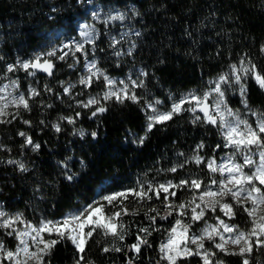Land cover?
Returning a JSON list of instances; mask_svg holds the SVG:
<instances>
[{
    "label": "trees",
    "instance_id": "1",
    "mask_svg": "<svg viewBox=\"0 0 264 264\" xmlns=\"http://www.w3.org/2000/svg\"><path fill=\"white\" fill-rule=\"evenodd\" d=\"M84 1L87 0H0L1 67L6 63L15 65L35 50L45 48L49 35L57 32L73 35L78 21L87 20V12L81 7ZM90 1L125 15L123 21L111 26L131 33L115 46L123 49L125 45L130 46L131 55L127 51L117 57L113 53L115 47L106 41V65L102 68L111 78L143 80L144 87L135 89L141 100L140 103L130 100L117 103L114 98L101 101L107 111L96 116L92 112L99 105L88 108L74 105L70 94L80 93L84 100L86 95H100L104 90L102 79H93L91 87L77 82L83 63L81 54L69 55L60 64L55 63L50 79L36 74L41 81L36 87L40 95L29 101L31 110L21 107L16 119L8 116L5 119L11 120L10 123H0V159L19 160L27 169L21 171L16 165L0 161V202L12 216L22 213L34 225L42 219L59 220L103 195L138 188V183L147 186L148 182L175 184L181 179H200L208 185L211 178L218 180L217 174L205 169L209 158L218 160L225 150L218 127L204 123L202 116L201 121L193 123V114L183 112L145 132L148 123L145 102L159 100L162 102L159 108L168 111L172 98L178 100L188 93L202 95L221 74L230 71L231 64L238 65L242 57L250 59L264 74V52H261L264 0ZM99 50L97 46L89 52ZM141 70L148 73L147 77L138 75ZM47 83L51 91L45 90L43 85ZM64 84L74 85L68 95L63 93ZM19 87L24 91L26 83ZM246 88L248 108L264 111V89L252 78L247 80ZM226 101L231 108L241 107L236 97L226 95ZM64 117H71L75 122L70 124ZM25 120L30 124H25ZM54 122L60 125L61 131L53 128ZM80 126L90 132L83 140L72 135L73 129ZM20 132L30 136L33 144H39V149L26 147ZM142 136L144 140L140 143ZM201 143L204 148L199 150V155L205 162L197 165L192 157ZM174 166L176 172L168 171ZM68 176L73 178L69 180ZM175 191L177 195L169 198L175 204L192 196L188 188ZM227 202H232L231 197ZM124 205L130 213L138 212V215L121 217L128 232L124 241H113L98 231L88 241L85 259L92 264H128L130 259L132 264H166L160 260V246L175 220L181 217L173 211L167 219L158 216L155 224L146 218L150 208L159 209L160 216L165 215L163 194L159 200L153 197L142 203L129 196ZM113 210L119 208L113 209L111 205L105 208V212ZM149 215L156 213L149 212ZM216 216L238 225L240 230L251 226L241 208H236L233 220L217 209L216 213L207 212L203 220L192 225L190 232L196 233L204 221L215 224ZM182 219L185 224L190 223V213ZM141 227L152 231L147 236L151 247L142 245L137 254L128 246L136 242ZM0 241L9 250L16 247L5 229H0ZM113 243L124 250L102 252L103 247ZM205 246L211 247L210 242L205 241ZM213 250L217 251L213 259L223 260L224 264H242L243 257ZM77 258L74 246L65 240L45 260L48 264H75ZM249 260L250 264H264V248L254 249ZM179 264L202 263L200 257L191 256Z\"/></svg>",
    "mask_w": 264,
    "mask_h": 264
},
{
    "label": "snow or ice",
    "instance_id": "2",
    "mask_svg": "<svg viewBox=\"0 0 264 264\" xmlns=\"http://www.w3.org/2000/svg\"><path fill=\"white\" fill-rule=\"evenodd\" d=\"M93 18L99 19V14L94 12ZM124 19L125 15L123 13H117L116 15H110L104 23L116 20L123 21ZM136 34L139 35V33ZM96 35L98 33H96L94 26L82 25L80 36L83 38V42L76 40L66 42L59 49L53 48L45 53L37 54L32 60L17 61L16 65H8L6 70L7 72H14L19 67L30 76H34L37 70L51 76L55 65L49 59L50 57L64 60L69 55V52L64 51V49H69L73 57L77 52L86 56L85 43L94 45ZM116 43H119V41L113 39V46ZM57 51L61 52L62 55L57 57ZM261 52H264V46L261 47ZM115 54L120 56L122 53L116 52ZM128 54L131 55V49H129ZM86 67L88 75L81 77L79 83L91 87L93 77L97 80L102 77L107 88L102 98L92 97L86 103L81 102V106L84 108L99 105L92 112V116L107 111V108L101 104V99L107 101L114 98L117 103H124L125 100L140 103L141 98L136 95L135 89L144 87L143 80H133L129 77L128 83L119 81L122 87L117 88V82L105 75L97 67L95 61L87 63ZM229 68L228 73L221 74L218 77L210 92H205L202 96L193 93L178 100L172 98L171 107L168 111L160 112L158 110L156 105L162 103L159 100L145 102L146 112L150 110L152 113L147 115V131H151L156 124L170 121L175 115L183 112H191L194 117L193 123H196L202 119L201 116L196 115L197 111L203 113L204 123L211 124L221 130V135L225 141L223 147L231 148L233 151L222 163L217 164L215 158H209L206 162L210 173H219L221 177L219 180L211 178L208 185H204V182L200 179H181L179 183L175 184L172 181L161 184L148 182L147 186L138 183V188H129L103 195L99 200L93 201V203L88 204L78 212L66 215L59 220L42 219L37 225L26 221L22 213L12 216L0 211V229H5L8 236H14L18 241L15 250H9L0 241V264H5V262H10V264H48L45 257L50 256L55 246L65 240L72 243L78 254L75 264H82V262L83 264H92L91 261L85 259V252L88 241L93 235L99 231L105 237H112L113 241L122 242L128 232L127 226L121 217L123 215H138L136 211L130 213L127 206L124 205V201L129 196L141 203L146 200L150 201L153 197L159 200L161 194H163L165 215L160 216L159 209L150 208L149 212H154L156 215H149V212H146V218L152 224H155L158 216L160 219H167L168 216L173 214V211H176L178 217H181L175 220L174 225L169 230L167 242L162 243L160 246L161 261H166V264H179L181 260L188 257L199 256L202 264H224L223 260L213 259L217 255V251L213 250L215 249L225 255L243 257L242 264H250L249 257L253 250L264 248V212L260 211L261 206H264V111L248 109L249 114L256 118L254 125L247 118H241L238 112L228 107L224 86L227 85L228 88H231L234 84L238 85L242 98L241 102L245 108H248L246 82L249 78H252L260 88L264 89V74L258 70L256 64L246 57H242L238 65L231 64ZM30 69L32 71H29ZM140 75L147 77L148 73L141 70ZM10 86L15 91H9V85L0 88V123H10L11 120L5 119L8 116H11V119H16L19 116L21 107L25 111H30L29 101L40 95V92L33 87L28 89L27 94L22 92L15 94L19 89L18 80H11ZM72 87L74 85L65 87L64 93L70 94ZM45 90L51 91L47 85ZM213 93L215 94V100L212 104H209V97ZM9 107L14 108L16 111L14 113L8 112ZM77 116H79V113H77ZM63 119H66L70 124L75 122L71 117H64ZM24 123L30 124V121L25 120ZM53 128L57 132L61 131L59 124H54ZM19 135L26 138V144L33 145L32 138L27 136L26 133L20 132ZM80 135L83 136L84 133L81 132ZM92 136L95 137L96 133L93 132ZM143 140L142 137L139 142L143 143ZM33 147L39 149L40 145L34 144ZM220 147L221 145L218 144L217 148ZM203 148V143L197 145V154L192 157L197 165L205 162L204 157L199 155V150ZM237 156L241 159L238 160ZM8 163L18 164L21 171H27L23 163L15 160H9ZM180 167H183V165H180ZM168 171L176 172L177 167L174 166ZM72 178V176L67 177L69 180ZM202 185H204V188L201 191ZM183 188L192 191V196L187 201L175 204L169 198L177 195L175 190ZM197 192H199V195H197ZM206 197L214 199L209 202L206 201ZM228 197H231V203L227 202ZM107 205H111L113 209L118 207L119 210L105 212ZM236 208H241L247 213L251 225L247 230H240L238 225L226 223L220 216H216V223L208 224L205 221V226L199 234L190 232L192 225L203 220L207 212L216 213L219 209L228 220H233L236 217ZM189 213L190 223L185 224L182 218L188 217ZM17 222L24 225L23 230L15 227ZM139 233L145 235L141 236ZM151 234L152 231L149 228H139L136 242L128 246L129 250L138 254L142 245L151 247L147 240V236ZM205 240L210 242L211 247L205 246ZM229 244L238 248V251L229 250L227 247ZM123 250V247L117 246L115 243L102 248L104 253L121 252ZM128 264H132L131 259Z\"/></svg>",
    "mask_w": 264,
    "mask_h": 264
},
{
    "label": "rangeland",
    "instance_id": "3",
    "mask_svg": "<svg viewBox=\"0 0 264 264\" xmlns=\"http://www.w3.org/2000/svg\"><path fill=\"white\" fill-rule=\"evenodd\" d=\"M81 4H82V6H81L82 9H85V11L87 12V20L86 19H80L78 21L77 26L75 27L74 34L73 35L72 34H64L63 32L62 33L61 32H57V33H55L53 35H49L48 38H47L48 39V44H46L45 48L40 49L39 51L38 50H35L34 52H32L30 54V57L29 58H25V59H22L20 61H29L30 59L32 60V59H34V57L37 54H39V53H45L47 51H50L53 48L59 49L64 43L69 42V41H72V40H76V41H79V42H83V38L80 36V32L82 30V25H90V26H94V28L96 30V33H98V35H96L95 44L94 45L91 44V43H85V51H88V53H87L86 56L84 54H82V53H79V52L76 53V54H81L82 59H83V63H82V67H81L82 69L80 71L81 74L76 77L77 78V82L79 83L81 77H86L88 75V71H87L86 65H87V63H89L91 61H95L97 67L99 69H101L104 72V74L106 75V72L102 68L103 65L104 66L106 65L105 64L106 63V41H108V43H110V46L111 47H115V46H117V43L115 44V46H113V39H115L116 41H120L123 38L129 37L131 33L125 31L124 29H121V28H118V27L117 28H113L111 26L113 24H116V23L120 22L119 20H116V21H108L107 23H104V21L107 20L110 15H116L118 13L117 11L111 10V9H107L106 7L100 6L98 3H93L90 0L84 1ZM94 12H96V13L99 14V19H94L93 18V13ZM0 41H1V36H0ZM97 46L101 50H99L97 53L96 52H93V53L89 52V50H93ZM124 47H125L124 49L121 46H118V47L113 48V53L115 54L116 52H120V53H122L120 55V57H121L124 53H127V51H129V49H130V46L125 45ZM64 51L69 52V55H72V53H71V51H69V49H64ZM56 55L58 57L59 55H62V53L59 52V51H57V54ZM117 57H119V56H117ZM49 59H51L52 61H54V63H59V64L62 61V60L57 59L56 57H50ZM72 60L74 61V58ZM8 65H14V64L6 63L2 67H1V64H0V88H3L4 85H9V89L8 90L9 91H15V90H13L11 88L10 81L11 80H18L19 86H20V84L26 83V87H25V90L24 91H22L20 89V87H19L18 92H15V94H19L20 92L27 94L28 89L30 87L36 88L40 84L41 81L40 80H37L36 73H35L34 76H30V75H28V73H26L24 70L20 69L19 67H17V70L14 71V72H7L6 69H7V66ZM29 71H31V70H29ZM93 71H95V69H93ZM138 75H140V73H138ZM109 78L117 82V84H116V87L117 88L122 87V85L119 84V81H124L125 83H128V80H129V77H127L126 80H122V79H118V78H111V77H109ZM93 79H96V78L93 77ZM100 79H102V81L104 82V90H103V94H104V92L107 91V88L105 86V81L103 80V78L101 77ZM216 81L217 80H215L212 83L210 89H208L205 92H210L211 88L214 87V84H215ZM46 85L49 88V84L48 83L47 84H44L43 86L45 87ZM82 86H84V85H82ZM65 87H68V86L66 84L62 85L63 93H64V88ZM224 87L226 89V91H225V98H226V95H228L231 98L236 97V100H238V102L241 104V107L240 108H235L234 109V108H231L228 105V103H227L228 107H230L233 111L238 112L240 114L241 118H247L249 120V122L250 123H253V125H254V122H255V119L256 118L253 117V116H251L249 114V111H248L249 108H245L244 104L241 102L242 101V98L240 96L239 86L234 84L231 88H228L227 85H225ZM85 94H84V96H85ZM189 94H193V93H188V94H186L184 96H187ZM65 95H68V94H65ZM88 95H90V94H88ZM88 95L85 96V99L84 100H81L80 93H72V94H70L69 97H71L74 100V105H80L81 102L86 103V101L88 99L87 98ZM91 95L97 96L95 94H91ZM214 100H215V94L213 93L209 97L208 103L209 104H212L214 102ZM154 101H156V100H154ZM160 106H161V104L156 105V107L158 108V110L160 112H164V111H162L159 108ZM13 109L14 108L9 107L7 109V111L8 112H11V110H13ZM151 114H152L151 111L148 110L147 115H151ZM54 124H56V122H54L53 125ZM218 130H219V136H220V140H221V145L223 146L224 143H225V141H224V139H223V137L221 135V130L219 128H218ZM25 139L26 138L23 137V140L24 141H25ZM24 145L26 147H28V148H31L34 151L36 150L33 147L34 144L33 145H28V144H26L24 142ZM223 149H225L224 150V153H222L220 155L219 159L216 160L217 164L224 162V160L227 158V156L233 151V149H231V148H225V147H223ZM256 158L258 159V157H256ZM237 159L240 160L241 158L239 156H237ZM3 160H4L3 163H5L6 165H10V166L11 165H16L17 167H19L18 164H9L8 163L9 160H14V159H12L10 157H5ZM3 160L0 159V161H3ZM15 161L20 162L19 160H15ZM20 163H22V162H20ZM205 169L208 170L206 164H205ZM245 170L246 171H250L249 169H245ZM208 172H209V170H208ZM216 174L218 175V180H219L221 177H220L219 173H216ZM213 175H215V174H213ZM213 187L215 188V186H213ZM197 195H199V192H198ZM205 199H206V201L211 202V200L214 199V198H212V197H206ZM197 202H199V201H197ZM83 208H85V207L83 206V207H81L79 209H76V210L70 212L69 214L78 212V211L82 210ZM263 208H264V206H261L260 211ZM0 211H4L8 215H12L11 213H9L7 211L6 207L4 205H2L1 202H0ZM69 214L67 213L66 215H69ZM66 215H64V216H66ZM225 222L226 223H229L226 219H225ZM207 223L208 224H213V223L208 222V221H207ZM215 223H216V220H215ZM204 226H205V221H204V224H202L197 229V231H196L195 234H199L200 231H201V229L204 228ZM15 227H17V228H19L21 230L24 229V225L23 224H20L18 222L15 225ZM8 237H12L14 239V242L16 243V246H17L18 241L14 238V236H8ZM168 237H169V235L167 236V238L164 239V241L162 243H166ZM205 241H207V240H205ZM190 246H192V245H190ZM227 247L229 248V250L238 251V248H236L235 246H233L231 244L227 245ZM196 257H199V256H196ZM201 263H202V261H201ZM5 264H10V262H5Z\"/></svg>",
    "mask_w": 264,
    "mask_h": 264
},
{
    "label": "built area",
    "instance_id": "4",
    "mask_svg": "<svg viewBox=\"0 0 264 264\" xmlns=\"http://www.w3.org/2000/svg\"><path fill=\"white\" fill-rule=\"evenodd\" d=\"M92 97H97V98H102L103 97V92L100 94V95H97V96H93V95H88L87 96V101L90 99V98H92ZM86 101V102H87ZM101 101H104L103 99H101ZM81 132H83L84 133V135L83 136H81L80 135V133ZM145 132H148L147 131V127L145 128ZM90 134V132L86 129V128H83V127H75L74 129H73V131H72V135L74 136V137H76V138H78L79 140H83L84 138H87V136ZM143 138H144V136H142ZM141 137V138H142Z\"/></svg>",
    "mask_w": 264,
    "mask_h": 264
},
{
    "label": "water",
    "instance_id": "5",
    "mask_svg": "<svg viewBox=\"0 0 264 264\" xmlns=\"http://www.w3.org/2000/svg\"><path fill=\"white\" fill-rule=\"evenodd\" d=\"M53 63H54V61H52ZM54 65H55V63H54ZM31 70V69H30ZM32 71V70H31ZM53 74H54V72H55V67L53 68ZM36 74H38V75H40V76H42V77H44V78H47V79H50L52 76H53V74L51 75V76H49L47 73H44V72H42V71H36L35 72ZM197 113L200 115V116H202L203 117V113L202 112H199V111H197Z\"/></svg>",
    "mask_w": 264,
    "mask_h": 264
}]
</instances>
